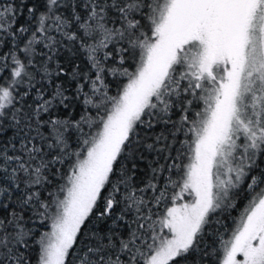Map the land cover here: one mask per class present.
I'll return each instance as SVG.
<instances>
[{
	"label": "snow or ice",
	"instance_id": "1",
	"mask_svg": "<svg viewBox=\"0 0 264 264\" xmlns=\"http://www.w3.org/2000/svg\"><path fill=\"white\" fill-rule=\"evenodd\" d=\"M0 264H264V0H0Z\"/></svg>",
	"mask_w": 264,
	"mask_h": 264
},
{
	"label": "trees",
	"instance_id": "2",
	"mask_svg": "<svg viewBox=\"0 0 264 264\" xmlns=\"http://www.w3.org/2000/svg\"><path fill=\"white\" fill-rule=\"evenodd\" d=\"M152 159V156H149V160H151ZM147 163H148V161H144V162H142V167H144L145 168V170H147ZM235 215H237V213H235V212H233L232 213V216H235ZM229 226H231V224H232V219H231V217H228L227 219H226V221H225ZM209 243H211V240L209 241Z\"/></svg>",
	"mask_w": 264,
	"mask_h": 264
}]
</instances>
